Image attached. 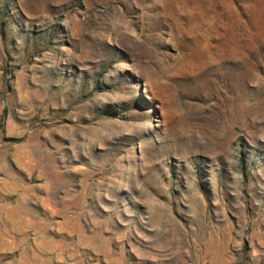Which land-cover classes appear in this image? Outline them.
Instances as JSON below:
<instances>
[{
	"label": "rangeland",
	"instance_id": "obj_1",
	"mask_svg": "<svg viewBox=\"0 0 264 264\" xmlns=\"http://www.w3.org/2000/svg\"><path fill=\"white\" fill-rule=\"evenodd\" d=\"M0 264H264V0H0Z\"/></svg>",
	"mask_w": 264,
	"mask_h": 264
}]
</instances>
